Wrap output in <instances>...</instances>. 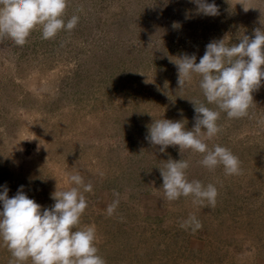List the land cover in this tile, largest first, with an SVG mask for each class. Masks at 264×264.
<instances>
[{
    "label": "rangeland",
    "instance_id": "obj_1",
    "mask_svg": "<svg viewBox=\"0 0 264 264\" xmlns=\"http://www.w3.org/2000/svg\"><path fill=\"white\" fill-rule=\"evenodd\" d=\"M215 3L219 15L210 17L190 0H68L65 21L79 17L72 31L44 40L37 28L23 46L0 38V190L7 186L11 198L23 186L50 208L51 194L70 187L65 173L78 172L93 185L78 228L95 226L106 264H264V81L249 115L221 113V131L205 141L231 150L239 175L209 171L202 154L179 146L161 153L145 139L159 119L191 130L190 100L215 109L199 76L178 89L176 58L195 54L199 63L208 43L230 46L264 30V0ZM169 158L189 161V180L216 186L215 207L165 199L159 169ZM114 192L120 203L109 217ZM189 215L201 230L180 227ZM11 258L0 240V264Z\"/></svg>",
    "mask_w": 264,
    "mask_h": 264
},
{
    "label": "clouds",
    "instance_id": "obj_2",
    "mask_svg": "<svg viewBox=\"0 0 264 264\" xmlns=\"http://www.w3.org/2000/svg\"><path fill=\"white\" fill-rule=\"evenodd\" d=\"M197 6V14L215 17L219 8L208 0H190ZM68 0H0V38L7 37L15 45L23 46L33 30L39 28L41 38L53 39L64 31H72L78 24L77 15L65 21ZM244 11H248L242 4ZM178 89L183 90L194 76H199V88L207 104L198 99L190 100L194 106L195 124L191 130L182 121L155 120L148 128L145 139L159 151L169 146H179L180 153L190 150L202 154L199 164L215 171L222 166L226 176L241 173L240 160L226 147H208L220 131L218 125L221 113L228 119H240L249 115L253 104L252 93L264 81V30L257 28L253 37L243 35L238 43L230 46L225 39L206 45L204 55L197 63L195 54H183L176 58ZM264 126V119L258 121ZM188 160L174 161L171 158L160 168L162 189L167 201L191 198L194 206L215 207L218 190L214 184L204 185L199 180H189L186 170ZM66 190L51 194L54 204L43 208L24 192L23 186L9 198V189L0 190V240L11 253L9 264H106L95 246L96 228L86 225L78 228L81 217L89 206L84 193L93 191V185L85 183L78 173H65ZM106 208L112 217L120 203V193ZM182 229L192 233L203 225L195 215L180 223Z\"/></svg>",
    "mask_w": 264,
    "mask_h": 264
}]
</instances>
